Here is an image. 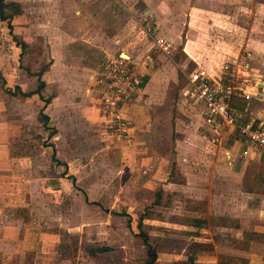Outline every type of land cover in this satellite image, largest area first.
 I'll return each mask as SVG.
<instances>
[{"label": "rangeland", "instance_id": "obj_1", "mask_svg": "<svg viewBox=\"0 0 264 264\" xmlns=\"http://www.w3.org/2000/svg\"><path fill=\"white\" fill-rule=\"evenodd\" d=\"M3 3L8 5L7 16L14 8L19 9V16L0 21V143L7 142L10 158L9 171L0 166V188L9 183L5 189L17 194L0 193V216L8 218L0 219V228L19 222L45 237L39 250L51 256L37 257L35 264L116 261L108 254L124 243L86 242L82 238L76 224L83 205L76 187L86 192L88 201L111 208L106 229L124 223L125 209L131 206L133 228L136 234L140 229L148 235L155 249V264H264V234L252 231L264 223L262 210L263 220L256 217L264 205V169L260 165L247 167L240 184L231 178L229 186L224 181L220 185L215 178H223L224 172L221 177L214 174L219 170L214 159L218 164L224 160L225 141L219 136L218 145L210 142L213 132L203 124L201 106L188 96L192 74L208 68L217 80L224 59L239 53L247 54L253 74L264 78V0ZM9 25L12 35L28 44L22 56L11 41ZM149 25L157 27L169 43L167 54L151 47L143 33ZM114 39L128 48H114ZM100 44L110 57L97 50ZM121 53L137 67L136 78L141 80L138 90L120 106L119 116L128 128L122 130L125 140L107 135L102 113V67L119 59L127 63ZM70 54L83 57V65H76ZM42 68V100L35 95L25 100L5 95L3 89L14 86L23 92L35 90L37 80L32 73ZM143 89L152 94L147 100L150 127L146 134L140 128L134 139L129 106ZM41 110L50 117L46 123L39 119ZM50 133L59 138V159H64L65 150L76 141L72 150L78 157L71 168L66 169L62 160L57 165L50 160ZM61 139L70 140V144ZM134 140L140 144L133 146ZM143 142L149 144L146 150L151 149L152 156ZM68 171L74 175V188L71 179L64 178ZM163 180L180 185V192L163 191ZM230 185L232 191L226 193ZM158 189L159 202L154 205L153 194ZM224 197L233 201L232 211H223ZM89 212L85 208L86 217L100 218L96 211ZM143 217L165 223L143 226ZM190 223L193 227L187 225ZM87 247L106 251L96 259L88 258ZM7 260L3 258L4 263Z\"/></svg>", "mask_w": 264, "mask_h": 264}, {"label": "crops", "instance_id": "obj_2", "mask_svg": "<svg viewBox=\"0 0 264 264\" xmlns=\"http://www.w3.org/2000/svg\"><path fill=\"white\" fill-rule=\"evenodd\" d=\"M149 17L151 19H154L155 16L152 15L150 12L148 13ZM133 33L132 35L136 34L135 30H131L129 29V33ZM114 45V48L118 49V48H128L127 44H120V41H116L114 39V41L112 42ZM151 45V44H150ZM105 45L100 44L99 46H97L96 48H98L97 50L100 51V53L104 54V56H111L112 54L108 51L107 48L103 47ZM126 46V47H124ZM124 54V53H121ZM120 54V55H121ZM240 54V53H239ZM72 55V54H70ZM125 56H127L126 54H124ZM238 55V54H236ZM236 55L230 56V57H234ZM128 57V56H127ZM130 57V56H129ZM134 58V57H133ZM228 57H226L224 59V62L226 61ZM71 59L75 60L76 65H83L82 63L85 61V59L83 57H79L78 59L76 57H74V55L71 56ZM129 59V58H128ZM140 68V67H139ZM198 72L200 71H204V73L211 79H214L215 74L212 73V71L208 68H202L197 70ZM196 74V73H194ZM192 74V75H194ZM191 75V76H192ZM190 78V77H189ZM260 85L257 87L256 90H254L252 92V96L250 98L249 101L244 102L240 99H234L231 102V107L234 110V113L236 115V123L240 124L246 120H253L256 121L258 123H262L264 125V78H260L259 79ZM138 90V89H137ZM146 94V95H145ZM148 90L143 89L140 94L138 95V99H135V103L132 104L131 106H129V117L131 119V122L133 124V131L136 132V134L133 133L134 135V139H136L137 135H138V131L140 128L145 129V134L148 133L147 131L149 130V110H150V103L149 101H147L148 99H150V97L152 94H149ZM136 95V94H135ZM142 100L144 101L143 104L141 103ZM146 102V105L144 104ZM52 105H50L51 107ZM143 110V111H142ZM73 114V113H72ZM83 115L85 116V114L83 113ZM47 118L50 119L49 116L45 115ZM51 121V120H50ZM131 131V130H130ZM219 134L220 137L222 139H224L223 141H225L224 146V155L225 158L223 161H220L221 163H217L218 160L215 158L214 159V164L215 166H218V171L216 170L214 172V174L219 175L221 177V172H224V177L223 178H215L216 180H218V183L220 185H222V181H224L225 186H229L228 184H231L230 182L233 181V179L235 178L236 180H238L239 184L240 182L243 181V179L247 176L246 175V169L247 167L250 166H262V169H264V149L261 148H253L250 145L246 144L243 140H241L240 138H238L237 134L235 131L230 130L227 131L225 129L220 128L219 130ZM234 135V136H233ZM220 138V139H221ZM50 139V149H51V155H50V160L54 163V164H58L60 160L64 161V165L66 167V169L71 168L72 163L75 161L78 157L76 151L72 150L73 146L76 144V141L72 144V148H68L67 153L64 154V159H59V155H57L58 150H57V143L56 140H59V138H56V136L52 135L51 137H49ZM62 141H64V144H70V140H66V139H61ZM153 142V141H151ZM140 143H138V141L134 140V145L133 146H137ZM145 146V150L146 147L149 144H145L144 142L142 143ZM0 166L3 165V170L6 169V172L10 170V158H8V145L7 142H3L0 143ZM106 150V149H104ZM148 151V155L152 156V152L151 149L150 150H146ZM66 156V158H65ZM226 159V160H225ZM122 160V159H120ZM80 161V160H79ZM124 161V159H123ZM108 164L110 163V160L106 161ZM60 164V163H59ZM83 165V164H82ZM81 169H83L82 167H80ZM119 172H121V169L119 170ZM233 176V177H232ZM64 178L70 180L69 178H72L73 181L70 180V187L72 186L73 188L75 187V180H74V175L72 173H67V175L64 176ZM232 179V181H230V179ZM5 179V178H4ZM2 181V179H1ZM163 180L160 183V187L163 191H167V192H180V190L178 189L180 187V185L173 184V182L171 181H167ZM166 183V184H165ZM9 183H6V186L3 188V186L0 188V193H7V194H12V195H16V192L13 191H7L5 188L8 187ZM241 186V185H240ZM231 188V189H230ZM77 189V194L79 195L80 198V203L82 202L83 205V209L82 212L80 213V218L78 219L79 227H81V235L82 238L84 239V241L86 242H94V240L96 242H107V243H111V242H119V243H124V244H119V246L115 247V250L110 252V256H112V258L116 259V261H113V264H143V262H141V260L143 258H145V252H144V248L141 245V241L139 238H137L136 232L133 228V226L136 224L133 221V214L131 213V206H127L126 207V211L124 212L127 217H126V221H124V223L118 225V226H112L109 227L108 229L105 228L106 226V222L109 223L110 220H108V218H106V216H109L110 214V209L109 208H103L101 203L96 202V201H88L86 198V192L82 189H79L78 187H76ZM230 191H232V185H230V187L228 188V190H226V193H229ZM243 191V190H242ZM233 201H231V199H228L226 197H224V207L222 208L223 211L227 212V211H232V204ZM2 203V201L0 202V204ZM222 203H220L221 205ZM248 205H246V207L248 208ZM86 208V211L88 212L89 215V210H91V213H93L94 211H96V215L100 216V218H97L96 220L93 218V215L91 217H86L87 214L84 213V210ZM259 213L256 216L257 220L261 221L263 220L261 217V212L260 210H262L264 212V205L260 206L259 208ZM99 212V213H98ZM82 215V217H81ZM129 216V217H128ZM228 216H230L228 214ZM2 217L8 219L5 216H0V219H2ZM94 219V220H91ZM141 225H146L147 222H151V224H163V220H154V219H150V218H142ZM115 223V221H113ZM113 223V224H114ZM165 223V222H164ZM181 225V224H180ZM189 226V224H187ZM240 226V224H239ZM257 226H255L254 230H252L253 232L256 233H260V234H264V223L260 224V227L257 228ZM40 232L37 230L35 231V229H33L31 226L27 225H23V224H12V225H6V226H1L0 228V264H28L26 263V260L30 259V263L35 264L37 261V257H42V258H49L51 256V254H45L42 253V251L39 250L40 245H42V242H45V237H41L40 235H38ZM148 237V235H147ZM50 238V237H49ZM48 238V239H49ZM149 238V237H148ZM162 239V237H160ZM139 239V240H137ZM106 246V243L103 244ZM42 248V247H41ZM107 254H103V255H107ZM86 255V253H85ZM246 255V254H244ZM54 256H57L54 255ZM88 256V255H87ZM116 256V257H115ZM168 256V254L166 255ZM9 259L7 260V263L3 262V258ZM99 257V256H97ZM107 257V256H106ZM89 258V257H88ZM11 259V261H10ZM17 262H16V261ZM158 260V259H157ZM157 262V261H156ZM44 263V262H43ZM104 264V263H103ZM155 264V262H154Z\"/></svg>", "mask_w": 264, "mask_h": 264}, {"label": "built area", "instance_id": "obj_3", "mask_svg": "<svg viewBox=\"0 0 264 264\" xmlns=\"http://www.w3.org/2000/svg\"><path fill=\"white\" fill-rule=\"evenodd\" d=\"M143 31L145 37L150 40L151 47L158 53L169 52L170 45L158 32L157 27L149 25ZM126 60L127 63L121 59L110 61L102 67L104 127L108 130V136L124 140L126 137L123 136L122 130L128 128L127 123L119 116L122 109L120 106L131 98L141 83V80L136 78V75L139 76L136 73L137 67L128 58ZM218 77L214 80L204 71H200L189 78L188 96L201 106L200 115L203 124L213 132L210 142L217 145L220 143L218 130L221 127L227 131H235L238 138L251 147L264 149V125L250 119L237 124L236 115L231 107L234 99L249 101L252 92L260 84V78L253 74L251 59L245 53L228 57Z\"/></svg>", "mask_w": 264, "mask_h": 264}, {"label": "trees", "instance_id": "obj_4", "mask_svg": "<svg viewBox=\"0 0 264 264\" xmlns=\"http://www.w3.org/2000/svg\"><path fill=\"white\" fill-rule=\"evenodd\" d=\"M8 5H5L3 3V0H0V21H7L9 18L14 17V16H19V9H12L11 15H6L5 14V8ZM10 7L13 5H9ZM9 30V34L11 36V41L14 43V46L16 48L19 49L20 53L19 56H22V54L24 53V51L26 50L28 44H26L22 39L17 38L16 36L12 35L11 33V29H10V25L8 27ZM26 72L30 75L31 71L29 69H25ZM45 71V68L40 69L37 73H32V76H34L37 80V86L35 88V90L30 91V92H23L20 90V88L18 86H14L12 90L10 89H3V92L5 93L6 96L11 97V98H17L20 100H25V99H29L31 96H37V98L39 100H42L41 97V89L44 86V82L41 81L40 77L42 75V73ZM144 82V81H143ZM45 104L48 103V100L43 101ZM39 119L42 120L43 123L47 122V117L42 113V110L39 112L38 114ZM49 136H51V133L49 134ZM234 136V135H233ZM71 181H73L72 178H70ZM159 189L155 191V193L153 194L155 197V201H154V205H157L159 202ZM166 195H169V193H165ZM196 222V221H195ZM198 224V222H196ZM193 227V224H189ZM138 234H136L135 236L137 238L140 239L141 241V245L144 248V252H145V258L143 261V264H154L155 260H156V255H155V249L154 247L148 242V237L147 235L140 229H138ZM257 234V233H256ZM106 251L105 248H95V249H89L88 247L84 249V252L86 253V255H88V257L90 258H94L96 259L97 256L101 253H104Z\"/></svg>", "mask_w": 264, "mask_h": 264}, {"label": "bare ground", "instance_id": "obj_5", "mask_svg": "<svg viewBox=\"0 0 264 264\" xmlns=\"http://www.w3.org/2000/svg\"><path fill=\"white\" fill-rule=\"evenodd\" d=\"M122 56H125L124 54H121ZM123 58H125V59H127L128 57L127 56H125V57H123ZM260 84H258V86H259Z\"/></svg>", "mask_w": 264, "mask_h": 264}, {"label": "water", "instance_id": "obj_6", "mask_svg": "<svg viewBox=\"0 0 264 264\" xmlns=\"http://www.w3.org/2000/svg\"><path fill=\"white\" fill-rule=\"evenodd\" d=\"M120 56H122V55H120ZM122 57H125V56H122Z\"/></svg>", "mask_w": 264, "mask_h": 264}]
</instances>
